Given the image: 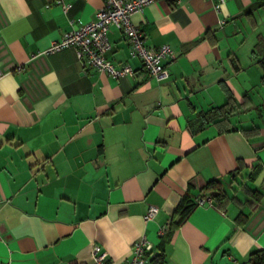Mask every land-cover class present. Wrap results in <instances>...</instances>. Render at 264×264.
Here are the masks:
<instances>
[{"label": "crops", "instance_id": "obj_1", "mask_svg": "<svg viewBox=\"0 0 264 264\" xmlns=\"http://www.w3.org/2000/svg\"><path fill=\"white\" fill-rule=\"evenodd\" d=\"M67 1L65 11L0 0V264H93V242L110 264H130L143 235L147 264L160 252L161 264H252L264 248V101L258 121L238 113L264 85V0H158L135 12L148 45L176 52L163 81L114 25L107 55L134 75L83 65L73 46L46 52L106 0ZM229 94L248 105L216 122ZM211 179L225 206L212 197L184 213L183 200L212 196ZM150 205L159 211L146 219Z\"/></svg>", "mask_w": 264, "mask_h": 264}, {"label": "built area", "instance_id": "obj_2", "mask_svg": "<svg viewBox=\"0 0 264 264\" xmlns=\"http://www.w3.org/2000/svg\"><path fill=\"white\" fill-rule=\"evenodd\" d=\"M55 1L65 11L72 6V2L67 0ZM156 1L158 0H106L96 11L94 19L64 32L62 37L55 40L46 52L73 46L83 65L107 72L114 77L134 75L135 69L129 62L119 63L107 55L112 46L108 31L110 26L114 25L125 35L130 46L131 57L139 58L143 68L157 80H166L170 76L166 61L176 57L174 48L169 43H163L158 47L148 45L145 32L132 20V15L135 12L143 11L148 4ZM170 1L177 4L184 0ZM225 1L215 0L216 8H220V4ZM3 73L4 70L0 69V77ZM206 202L212 203V196L201 194L196 199L197 205ZM158 211L157 205H150L145 213V218L152 219ZM164 229L162 228L161 232ZM153 246V243L145 235L135 240L132 245L130 264H147V255L153 251ZM91 254L93 264H110L108 252L100 244L93 242ZM4 264L11 263L6 261Z\"/></svg>", "mask_w": 264, "mask_h": 264}, {"label": "trees", "instance_id": "obj_3", "mask_svg": "<svg viewBox=\"0 0 264 264\" xmlns=\"http://www.w3.org/2000/svg\"><path fill=\"white\" fill-rule=\"evenodd\" d=\"M259 62L261 63L262 67L264 68V55L259 59ZM263 81H264V74H263ZM249 100L248 96L245 95V98L243 99V102H237L233 94H229L227 97V100L225 103L217 108L214 109V115L217 118L216 122L223 121L227 119L226 116L234 113L238 108L245 107L247 106V101ZM261 109H264V105L261 107ZM220 115H223L220 119L218 118ZM246 132L248 131H257L258 126H252L249 128H244ZM205 190L209 191V193L212 195L213 198L219 201L220 207H224L227 200H229V196L225 192L224 188L222 187V183L219 179H211L209 180L205 187ZM185 201L183 200L180 204V206H183V212L188 213L191 209H193L197 204L196 202L190 203V204H185ZM165 259V254L164 252L158 253L155 257L154 260L158 262V264L163 263ZM250 261L252 264H264V248L254 250L250 253L249 257Z\"/></svg>", "mask_w": 264, "mask_h": 264}, {"label": "rangeland", "instance_id": "obj_4", "mask_svg": "<svg viewBox=\"0 0 264 264\" xmlns=\"http://www.w3.org/2000/svg\"><path fill=\"white\" fill-rule=\"evenodd\" d=\"M255 93V97H254V103L253 104H249L247 107V110L245 111V109H241V111H239L238 116L243 119L242 123L243 124H250L251 120H247L246 118L258 121L260 120L259 117V110L257 109V105L258 103H260L261 101H264V85L262 86H256L255 89L253 90ZM260 107V106H259ZM245 108V107H243ZM264 110V109H263ZM262 110V111H263Z\"/></svg>", "mask_w": 264, "mask_h": 264}]
</instances>
